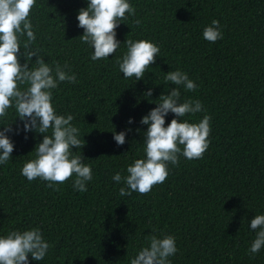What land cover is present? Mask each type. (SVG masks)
<instances>
[{
	"label": "trees",
	"instance_id": "obj_1",
	"mask_svg": "<svg viewBox=\"0 0 264 264\" xmlns=\"http://www.w3.org/2000/svg\"><path fill=\"white\" fill-rule=\"evenodd\" d=\"M87 3L36 0L30 20L32 48L46 63L67 64L77 76L75 84L61 82L53 90V104L58 114L75 117L86 145L73 151L85 157L93 179L87 192L73 189L75 177L57 185L59 191L40 179L29 182L21 169L36 158L43 134L9 133L15 148L12 159L0 164V237L39 228L50 248L41 261L29 256V264H131L151 234L175 237L171 264H264V248L255 256L248 251L256 238L250 221L264 215V0H129L136 14L117 29L120 48L97 61L79 39L84 30L77 16ZM213 20L223 32L215 43L203 38ZM127 39L160 48L139 81L119 70ZM176 70L197 85L194 92L181 87L180 102L199 100L204 108L183 119L198 123L210 116V146L203 159L180 155L178 166L168 165L166 181L148 194L122 197L125 185L112 177L127 175L129 165L145 158L148 125L140 121L176 87L165 82ZM148 89L150 98L144 96ZM174 118L169 113L165 126ZM15 119L11 108L0 131ZM17 125L23 122L17 119ZM127 129L118 146L113 132Z\"/></svg>",
	"mask_w": 264,
	"mask_h": 264
},
{
	"label": "clouds",
	"instance_id": "obj_2",
	"mask_svg": "<svg viewBox=\"0 0 264 264\" xmlns=\"http://www.w3.org/2000/svg\"><path fill=\"white\" fill-rule=\"evenodd\" d=\"M35 6L36 0H0V120L7 119L11 108L16 114L15 122L3 126L0 131V164L12 159L15 144L9 133L43 134L42 142L34 150L36 158L23 165L21 175L29 182L36 179L46 181L47 187L55 191H59L57 185L75 177L73 189L87 192L86 185L93 179L92 168L83 162L84 156L75 155L73 151L74 148L83 149L86 141L80 139V129L72 123L75 117L58 114L53 104V90L61 82L75 84L77 76L67 64L61 67L59 63H46L40 55L41 50L32 48L36 35L30 15ZM135 14L129 0H88L87 7L79 10L77 20L78 27L84 30L80 41L93 49L91 60H106L116 54L121 45L117 29L121 21ZM135 23L139 25L140 21ZM203 38L212 43L223 39L218 20L205 27ZM124 44L127 51L122 60L117 61L120 72L125 79H144L147 69L156 63L160 48L148 40L127 39ZM22 57L26 61L23 64ZM33 57H36L34 63ZM165 82L176 87L170 94H162L156 103L158 106L140 121L148 125L144 133L145 158L136 159L129 165L127 175L117 172L112 177L115 182L125 185L119 189L122 197L130 196L132 192L148 194L154 186L166 181L168 165L178 166L180 155L188 160L203 159L210 146L211 117L205 115L198 123L183 119L204 110L199 100L180 102L181 87L194 92L197 89L195 82L180 70L168 72ZM152 95V89L144 93L145 97ZM169 113L176 118L165 126ZM17 119L23 122V127L17 125L14 129L12 125ZM128 123L132 124L133 119L130 118ZM128 131L131 129L113 132L118 146L125 144ZM250 229L256 232V238L248 251L255 256L264 248V215L251 219ZM147 239L148 246L138 252L131 264H171L169 258L178 251L175 237L164 235L158 238L151 234ZM49 248L39 228L12 231L6 237H0V264H29V256L41 261Z\"/></svg>",
	"mask_w": 264,
	"mask_h": 264
}]
</instances>
